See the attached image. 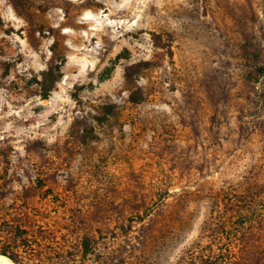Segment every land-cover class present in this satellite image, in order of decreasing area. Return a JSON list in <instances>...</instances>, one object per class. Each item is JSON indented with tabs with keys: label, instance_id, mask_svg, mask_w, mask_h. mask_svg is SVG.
I'll return each instance as SVG.
<instances>
[{
	"label": "rangeland",
	"instance_id": "rangeland-1",
	"mask_svg": "<svg viewBox=\"0 0 264 264\" xmlns=\"http://www.w3.org/2000/svg\"><path fill=\"white\" fill-rule=\"evenodd\" d=\"M0 175L116 264H264V0H0Z\"/></svg>",
	"mask_w": 264,
	"mask_h": 264
},
{
	"label": "trees",
	"instance_id": "trees-1",
	"mask_svg": "<svg viewBox=\"0 0 264 264\" xmlns=\"http://www.w3.org/2000/svg\"><path fill=\"white\" fill-rule=\"evenodd\" d=\"M246 190L250 205H264V181L250 178ZM105 229L60 200L53 188L40 183L22 191L0 187V256L15 264H116L122 256L101 252Z\"/></svg>",
	"mask_w": 264,
	"mask_h": 264
},
{
	"label": "bare ground",
	"instance_id": "bare-ground-1",
	"mask_svg": "<svg viewBox=\"0 0 264 264\" xmlns=\"http://www.w3.org/2000/svg\"><path fill=\"white\" fill-rule=\"evenodd\" d=\"M0 264H13L5 256H0Z\"/></svg>",
	"mask_w": 264,
	"mask_h": 264
},
{
	"label": "water",
	"instance_id": "water-1",
	"mask_svg": "<svg viewBox=\"0 0 264 264\" xmlns=\"http://www.w3.org/2000/svg\"><path fill=\"white\" fill-rule=\"evenodd\" d=\"M7 258V257H6ZM8 259V258H7ZM9 260V259H8ZM10 261V260H9ZM10 262H12V261H10ZM13 263V262H12ZM13 264H15V263H13Z\"/></svg>",
	"mask_w": 264,
	"mask_h": 264
}]
</instances>
